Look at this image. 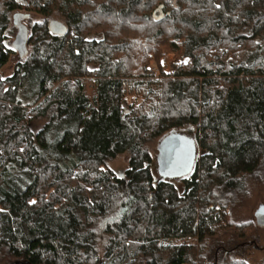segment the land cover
Segmentation results:
<instances>
[{
  "label": "trees",
  "instance_id": "16d2710c",
  "mask_svg": "<svg viewBox=\"0 0 264 264\" xmlns=\"http://www.w3.org/2000/svg\"><path fill=\"white\" fill-rule=\"evenodd\" d=\"M17 11L40 18L25 59L5 45ZM166 50L172 75L154 79ZM183 129L196 152L179 192L148 146ZM247 179L264 186V0H0V263L245 264ZM229 232L239 245L218 246Z\"/></svg>",
  "mask_w": 264,
  "mask_h": 264
},
{
  "label": "rangeland",
  "instance_id": "374dc122",
  "mask_svg": "<svg viewBox=\"0 0 264 264\" xmlns=\"http://www.w3.org/2000/svg\"><path fill=\"white\" fill-rule=\"evenodd\" d=\"M16 13V12H15ZM17 13L25 14L23 11H17ZM14 14V13H13ZM40 20L37 15H31V19L24 20L23 24L27 27L28 32L30 26L33 22ZM51 21H57L64 25L63 21L51 17ZM16 28L11 26L6 31L5 45L11 47L12 42L16 36ZM29 50V49H28ZM17 57V56H16ZM16 57L10 58L11 62L15 61ZM176 62V55L174 52L166 50L164 56L156 62L155 60H150L148 65V70L152 74L154 79H161L163 76L172 75V66ZM8 75L12 73V68H8ZM91 84H88V91L90 90ZM18 99L23 106L32 105L35 100V86L28 85L21 89L18 94ZM46 123V119H38L32 122L30 128L33 134L38 133ZM173 134L185 135L188 138H192L193 134L189 133L188 130H175ZM166 135V134H165ZM168 135V133H167ZM160 137L156 141L149 144L148 149L152 156L151 171L155 181H167L173 183L179 192L183 191V179L182 177L175 176H163L160 170L159 160V145L162 141ZM164 138V137H163ZM198 151V150H197ZM196 152V150H195ZM199 153V152H198ZM128 167V156L126 154L119 155L114 161L110 162L109 168L116 175H122ZM243 192L239 196L240 199L232 210V221L237 224L246 222H256V212L259 208L264 207V186L254 183L251 179H247L243 184ZM251 233V238L248 239V244L253 240L256 242L255 246L251 245L248 247H241L234 254V258L237 260H242L245 264H263L264 263V226L258 225ZM217 245L225 247L226 249L233 248L239 245V241L234 237L232 232L224 233L217 238ZM0 264H4L1 262Z\"/></svg>",
  "mask_w": 264,
  "mask_h": 264
},
{
  "label": "water",
  "instance_id": "95a60500",
  "mask_svg": "<svg viewBox=\"0 0 264 264\" xmlns=\"http://www.w3.org/2000/svg\"><path fill=\"white\" fill-rule=\"evenodd\" d=\"M27 18V15L21 13L12 17V24L17 33L11 46L20 59L28 56V29L23 24ZM49 30L55 36H63L66 33L65 26L57 21L49 23ZM158 150V164L163 176L181 177L192 171L195 161V146L192 141L178 134L170 135L163 139ZM255 217L258 225L264 226V207L258 209Z\"/></svg>",
  "mask_w": 264,
  "mask_h": 264
},
{
  "label": "flooded vegetation",
  "instance_id": "af4514ba",
  "mask_svg": "<svg viewBox=\"0 0 264 264\" xmlns=\"http://www.w3.org/2000/svg\"><path fill=\"white\" fill-rule=\"evenodd\" d=\"M170 135H177V134H173V133H171V134H169V135H167V136H165L164 138H166V137H168V136H170ZM163 138V139H164ZM163 139H162V141L160 142V144L163 142ZM192 169H193V167H192ZM188 174H186V175H183V176H181L182 178H184L185 176H187ZM260 209V208H259ZM258 211V210H257Z\"/></svg>",
  "mask_w": 264,
  "mask_h": 264
},
{
  "label": "snow or ice",
  "instance_id": "6c2138e0",
  "mask_svg": "<svg viewBox=\"0 0 264 264\" xmlns=\"http://www.w3.org/2000/svg\"><path fill=\"white\" fill-rule=\"evenodd\" d=\"M216 7L217 8H219L220 7V5H216ZM186 62V61H185ZM21 151H23V149H21ZM29 203H31V204H35L36 203V201H29Z\"/></svg>",
  "mask_w": 264,
  "mask_h": 264
}]
</instances>
